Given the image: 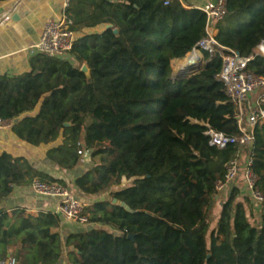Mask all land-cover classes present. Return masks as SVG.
I'll return each mask as SVG.
<instances>
[{
	"label": "trees",
	"instance_id": "1",
	"mask_svg": "<svg viewBox=\"0 0 264 264\" xmlns=\"http://www.w3.org/2000/svg\"><path fill=\"white\" fill-rule=\"evenodd\" d=\"M165 1L69 0L65 15L72 31L108 26L76 38L70 54L78 66L37 54L30 72L0 76V119L13 121L10 130L19 140L38 147L60 139L46 158L62 170H73L84 156L99 159L74 179L76 189L97 196L131 180L86 208L89 223L103 228L69 234L66 264H264V199L256 206L233 187L209 228L206 209L215 183L238 148L209 146L206 128L193 121L236 135L235 109L216 79L219 53H204L195 75L172 79L170 61L195 48L205 15ZM226 3L216 40L253 56L247 68L264 78V55L254 53L264 40V0ZM83 64L89 78L80 71ZM252 152L264 193V123L255 128ZM34 178L65 184L23 157L0 152V205L13 187ZM14 214L0 210V262L17 243L15 264L61 261L59 216Z\"/></svg>",
	"mask_w": 264,
	"mask_h": 264
},
{
	"label": "built area",
	"instance_id": "2",
	"mask_svg": "<svg viewBox=\"0 0 264 264\" xmlns=\"http://www.w3.org/2000/svg\"><path fill=\"white\" fill-rule=\"evenodd\" d=\"M170 0L165 1V5ZM180 2V0H178ZM69 0H63V11L60 19H49L42 27L38 42L32 47V51L48 57L65 59L70 54L73 43L78 37L77 33L70 29L71 22L66 18L65 10ZM205 15L204 36L198 41L195 48L188 53L207 54L213 57L216 53L221 57V69L216 79L222 83L227 101L234 106L238 134L228 135L212 129L206 122H197L204 126V136L208 138V144L217 149H224L229 145L237 146L238 153L225 164V173L221 180L215 183V193H221L241 179L243 194L249 197L256 206L264 199V193L259 188V177L252 169L254 154V131L256 126L264 123V78L255 75L248 70L247 65L253 58L240 56L235 50L222 46L216 40L217 24L227 14L226 0H214L197 7ZM12 12L9 11L0 17V26L10 20ZM255 55H264V40L255 48ZM204 57V56H203ZM203 58L199 66L202 65ZM198 65V64H197ZM196 66V65H194ZM178 75V74H176ZM257 93V98L252 102L249 96ZM246 103V112L243 108ZM12 120L0 119V129H9ZM249 150L245 161L242 160V151ZM30 188L39 196L58 201L57 213L68 222L77 226L89 224V214L86 213L87 205L76 198L69 188L57 182H47L34 178ZM0 264H3L0 262ZM4 264H15V259L10 257Z\"/></svg>",
	"mask_w": 264,
	"mask_h": 264
},
{
	"label": "crops",
	"instance_id": "3",
	"mask_svg": "<svg viewBox=\"0 0 264 264\" xmlns=\"http://www.w3.org/2000/svg\"><path fill=\"white\" fill-rule=\"evenodd\" d=\"M214 0H180L182 6L186 9L196 8L207 2ZM11 11L12 15L9 21L0 26V76H19L30 72V59L37 55L32 51V47L38 42L42 27L49 19H60L63 11V0H7L0 2V17ZM106 26L100 25L95 28L83 29L76 31L78 37L81 33L101 32ZM64 60H67L73 66H78L71 54H68ZM183 59H173L170 66L173 74V61H182ZM258 94L254 93L249 96L252 102L257 98ZM60 143V139L56 143L48 146H31L19 140L9 129H0V152H7L15 157H23L27 159L33 168L49 177L62 180L79 200L85 202L91 201L90 195L80 192L73 184L76 177L86 172L91 165H84L82 169L76 167L73 170H62L54 163L46 158V151L55 147ZM249 154L248 149L242 151V160L245 161ZM41 165V168H40ZM233 187L239 189L240 197H247L243 194V183L241 179L236 180L229 185L225 191L216 193L213 198L227 197ZM217 198V199H218ZM58 201L39 196L33 192L30 185L15 186L12 192L3 200L0 210H4L9 218L17 216L16 211H23L24 217L35 218L39 213H47L49 215L57 214L60 219L59 233L63 247L65 240L71 233L77 231H87L89 227L103 228L99 224H89L86 226H77L57 213ZM221 204V203H220ZM109 229V228H107ZM19 247L17 243L8 248L6 261L13 257L15 250ZM64 249V248H63ZM68 249L65 247V253L57 264H66V253Z\"/></svg>",
	"mask_w": 264,
	"mask_h": 264
},
{
	"label": "rangeland",
	"instance_id": "4",
	"mask_svg": "<svg viewBox=\"0 0 264 264\" xmlns=\"http://www.w3.org/2000/svg\"><path fill=\"white\" fill-rule=\"evenodd\" d=\"M81 34H84V33H81ZM203 55H205V54L203 53ZM203 55L201 54V57L203 58V62H202V65H201L202 68H203V65L205 63ZM186 57H187V55L185 56V58H183L182 61H184L186 59ZM177 62L178 61H173V63H172V67H173V70H174L173 74H172L173 78L177 76L176 74H178V73L175 72V65L177 64ZM243 108H244V111L246 112V103L245 102H243ZM98 162H99L98 158L91 160V159L88 158V156H84L82 158V160L79 162L78 166L80 167L79 169H82V167H84V165L86 166V165L90 164L92 166V164H96ZM40 168H41V165H40ZM130 184H131V180H122L121 184L119 186H113L107 192L101 193V194H99L97 196H92L93 198L91 199V201L86 202V203L84 202V203L87 205V207H89L94 202L102 201L104 199H109V193L111 191L124 188V187H126V186H128ZM217 198L218 197H216V198L211 197L210 200H209L207 209H206V218H207V222L209 224V228L210 229H212V228H214L216 226V224L218 222V219H219V215H220V206H221L220 203H222V201H224V199H223L224 197H222V196L219 197L218 199ZM63 248H64L63 249V253H65V247H63Z\"/></svg>",
	"mask_w": 264,
	"mask_h": 264
},
{
	"label": "bare ground",
	"instance_id": "5",
	"mask_svg": "<svg viewBox=\"0 0 264 264\" xmlns=\"http://www.w3.org/2000/svg\"><path fill=\"white\" fill-rule=\"evenodd\" d=\"M200 61H201L200 54L196 52L191 53V55L188 56L184 61H178L177 72L176 71L175 72L182 75H188L192 72H195L199 68Z\"/></svg>",
	"mask_w": 264,
	"mask_h": 264
},
{
	"label": "water",
	"instance_id": "6",
	"mask_svg": "<svg viewBox=\"0 0 264 264\" xmlns=\"http://www.w3.org/2000/svg\"><path fill=\"white\" fill-rule=\"evenodd\" d=\"M106 27H108V26H106ZM115 33H116V30L114 31ZM202 70V67L201 66H199V68L195 71V72H192V73H190V74H188V75H182V74H178L176 77H172V79L173 80H182V79H185V78H188V77H190V76H192V75H195L196 73H198L199 71H201ZM80 71L87 77V78H89V73H90V71H89V69H88V67L86 66V64H83L82 66H81V69H80ZM64 126L65 127H68V126H70V124L69 123H65L64 124ZM112 203L113 204H116V200L114 199L113 201H112ZM127 212H130L131 210H130V208L127 206V205H125V204H120ZM128 238H131L132 239V236H128Z\"/></svg>",
	"mask_w": 264,
	"mask_h": 264
}]
</instances>
